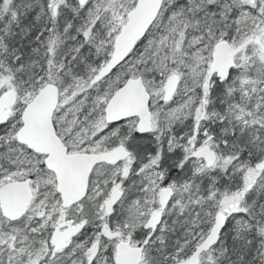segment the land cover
I'll return each instance as SVG.
<instances>
[{
	"label": "snow or ice",
	"instance_id": "6c2138e0",
	"mask_svg": "<svg viewBox=\"0 0 264 264\" xmlns=\"http://www.w3.org/2000/svg\"><path fill=\"white\" fill-rule=\"evenodd\" d=\"M0 264H264V0H0Z\"/></svg>",
	"mask_w": 264,
	"mask_h": 264
}]
</instances>
